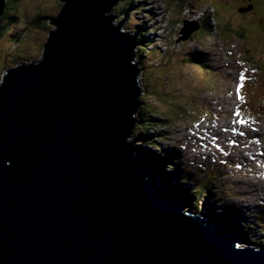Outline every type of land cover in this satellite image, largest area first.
Returning <instances> with one entry per match:
<instances>
[{"label": "water", "instance_id": "obj_1", "mask_svg": "<svg viewBox=\"0 0 264 264\" xmlns=\"http://www.w3.org/2000/svg\"><path fill=\"white\" fill-rule=\"evenodd\" d=\"M59 2L41 59L0 85V264H264V247L144 171L129 141L138 43L111 15L119 0Z\"/></svg>", "mask_w": 264, "mask_h": 264}, {"label": "rangeland", "instance_id": "obj_2", "mask_svg": "<svg viewBox=\"0 0 264 264\" xmlns=\"http://www.w3.org/2000/svg\"><path fill=\"white\" fill-rule=\"evenodd\" d=\"M7 1L13 5L12 0ZM16 1L19 12L16 11L13 14L15 17L12 16L13 20L9 22L10 28L3 32L0 38V85L5 75L3 73L7 69L15 68L18 64L26 65L30 61L41 59L43 53L42 45L46 43V39L49 37L48 33L54 31L55 27L48 23L49 20L37 27L28 24L29 18L34 17L37 13L54 18L62 5L58 0ZM235 1L237 0H232L233 4H237ZM260 1L249 0L254 7L248 14L235 13L234 11L236 10L232 8L231 12L228 11V16H220L218 18L214 16L215 14L211 9L207 13L203 12L204 14L196 13L198 11L196 9L207 10L206 6L209 1L205 3L197 1L194 3L190 0L193 8L183 10L178 17L176 7L173 6V13L169 12L171 15L169 20H167V17L164 18V15H162L159 1L132 0L131 5L136 8L141 7L143 12L132 10L130 23L128 22V17L127 20L125 18L122 28L135 32V27L139 25L138 23L144 22L145 27L147 24V36L143 40L147 43L153 42L147 50L144 49L146 50V53H144L146 54L144 64L142 65L143 62L138 63L140 71L138 80L143 77V81L139 83L140 88L144 87V90L148 88L149 90L156 89L153 91L154 94H163L164 97L166 95L165 102L167 104L186 102V120L182 118L177 121L173 120L176 117H181L183 113H178L177 116L167 113L166 118L170 120L168 122L170 124H166L168 127L164 128L165 130L161 132L157 127H148L147 130L148 137L146 139L157 140L158 144L156 146L159 148L153 149L147 145L146 149H149L150 153L152 152L151 155L154 153V155L163 157L159 159L161 165L168 163L165 159L171 160L169 164L173 166L172 169H163L167 173L175 174V176L172 175L175 177L174 180H171L168 184L185 179V181L192 184L188 185L189 188H198L201 189L199 191L206 192L207 196L201 198L202 203L198 200V204L201 206L198 211L192 208L193 204L197 202V198L194 197L195 194L191 193L181 197L188 199L187 208L200 215V217L208 221L210 218L205 216L202 210H205V207L211 208L215 213L214 216L220 221L235 223L238 229L250 237V241H257L261 245V241L264 238L262 232L264 230V59L263 56H255V60H252L256 65L262 67L263 71L258 70L255 65L251 66L249 64L251 66L249 72L246 70L243 73V70L237 65L238 61L236 63V60L248 57V52L257 51L256 43H261L263 40L264 28H260L258 24L261 22L256 19L260 13L264 15V0H262L263 4L261 3V5L258 3ZM222 3L227 4L224 1ZM247 4L249 5V3ZM243 5H246L245 1L239 2L237 9ZM246 11L248 12L249 9H246ZM156 12L159 17L157 16L155 20L149 17L157 15ZM18 13L20 15H17ZM24 15L27 19L20 21V18ZM121 17L122 19L124 18L123 15ZM146 17L152 20L153 25ZM203 17L210 20L211 28L207 27L209 29L208 33L206 29H200V25H195V29L190 33L191 36L184 39V33L189 29H193V23L197 24V21H200ZM121 20L118 21L117 19V23ZM14 21L17 24L14 25ZM170 22L172 23L170 24ZM223 22L232 23L233 26H239L243 22L242 25L249 26L246 28L249 30L248 33L244 35L247 40L232 37L230 32L228 33L231 38L229 35L223 37L222 33L225 34L226 32L219 28V23L223 24ZM21 24H26L28 30H26V25H23V27L25 26L24 29ZM151 28L152 30H150ZM153 28H155V34H153ZM183 28L185 30L182 32ZM217 29L221 30L220 34L217 33ZM192 38L195 39L192 40L193 42L190 41ZM228 47L233 53L232 57L235 58V61L232 60V57H229L231 60H227L224 57ZM195 52L201 53L203 57L201 66H208L209 70L205 69L203 71L201 67L197 66L200 64L195 65L188 60L190 54H195ZM135 62L138 61L135 60ZM226 63H229V66L235 69V72L232 73V69L227 70L225 67ZM238 73L247 75L248 80L247 84H245L248 89L247 94L242 93L244 92L242 85L239 87L242 98L246 95L241 104L242 110H240L238 98L236 101L232 96L230 101L226 97L220 98L222 95L219 96L217 93L229 84H231L233 89L234 84L237 82L236 78L239 76ZM210 74H214L218 80L220 76L225 74L231 76L222 77L220 87L219 81L217 82L211 78ZM212 90L219 91L208 92ZM145 95V92L142 91L141 98H145ZM153 97V95H150L148 100H144L145 104L155 106L157 99ZM160 100L163 99L160 98ZM161 106L162 104L159 105V108ZM199 109L201 113L198 112ZM235 112H238L237 115ZM202 113L206 116L198 119ZM239 115H242L246 120L241 119ZM153 116L154 118L156 117L157 124L164 122L161 119V115L158 116L159 118L156 114ZM249 120L251 122H248ZM211 121H213L212 124ZM238 121H243L244 123L241 124ZM192 122L204 123L210 129L203 127L194 132L195 134L193 133L194 140L201 137L198 147L195 145L197 148L192 149L197 150L199 148L202 153L200 154L203 157L202 162V157L197 158L196 161L197 164H202L199 169L193 168L194 160L193 155L190 153L192 143L185 138L189 132L187 129L192 127ZM173 123L175 125H171ZM256 125H259V130L256 129ZM156 132L161 133L157 134L158 138L154 136ZM160 136H164L161 139L162 141L158 140ZM234 136H236L235 140H231L229 144L228 140ZM139 140V138L135 137V133L132 132L129 141L131 143L135 141L134 146L139 147ZM143 163L145 165L144 171L149 176L157 178L159 185L165 191L169 185L165 184L161 178L159 179L158 175L160 172H158V175L156 173L151 175L153 165H148L146 158L143 159ZM203 168H206V170L203 171ZM193 171L200 174L205 173L206 175H195ZM181 175L184 177H181ZM203 187L205 188L203 189ZM216 196L217 199L215 198ZM259 202H262V205H258ZM216 224L219 225L218 223Z\"/></svg>", "mask_w": 264, "mask_h": 264}, {"label": "trees", "instance_id": "obj_3", "mask_svg": "<svg viewBox=\"0 0 264 264\" xmlns=\"http://www.w3.org/2000/svg\"><path fill=\"white\" fill-rule=\"evenodd\" d=\"M12 1H13V5H12V3H9L7 0H5V8L3 10V13L0 15V38H1L2 34H3V32H5L6 30H8L10 28L9 22L11 20H13L12 16L15 17L13 14L16 11L19 12L18 5H17V1L16 0H12ZM197 1H200L201 3H205L206 1L207 2L209 1L208 5L206 6L207 10L202 9V8L200 10L199 9H196V10H198L197 12L195 11L197 14H199V12L201 14L203 12L204 13H207V12H209V9H211L213 11V13L215 14L214 16H216L218 18L220 16H228V11L231 12V10H233V9L236 10V11H234L235 13L237 12L239 14V12H241V13L248 14L249 12H251V10H253V7H254L253 4L251 2H249V0L248 1H246V0H239V1L237 0V1H235V3H237L238 5H239V2H243V1L246 2V5H243L242 7L238 8V9H237V6L238 5L237 4H233L234 1L232 2V0H192V2H194V3L197 2ZM223 1L224 2H227V4L222 3ZM131 3H132V0H119V2L117 3V5L111 11V15L114 16V17H117L116 18V22H117V19H118V21L122 19V17H121L122 15H123L124 19L126 18V20H127V17H128V22H129V20H130V13H131L132 10H138V11L140 10V12H143V10H141V7H139V8L133 7L131 5ZM247 3H249V5ZM258 3L261 5L262 0L260 2H258ZM160 4H163V10H164V14H165L164 15V18L167 17V20H169V17L171 15L170 13H173V9H172L173 6L176 7V10H177V13H178V17L183 12V10L193 8V4L190 2V0H173V1L172 0H160ZM187 6H189V7H187ZM61 8H62V5H61L58 13L61 11ZM246 9H249V11L247 12ZM177 13H176V15H177ZM17 15H20V13H18ZM260 15L256 19L259 22H261V23L260 24L257 23V24L260 25V28H264V15H262L261 13H260ZM29 17H30V15H29ZM52 18L53 17H49L47 15H44L43 16V15H41V14L39 15L37 13L34 17L29 18L28 24H32L33 26L40 27V25L42 23H45V21L47 22L48 20H52ZM154 18H155V16H154ZM154 18L152 17L153 20H155ZM26 19L27 18L24 15V16H22L20 18V21H23V20H26ZM216 21H217V18H216ZM209 22H210V20H208L207 18H204V17H203V19L201 21H197V23H199V25L201 26L200 29L201 28L206 29L207 30V33L209 31L208 28H211V25H210ZM119 23H121V26H123V22H119ZM171 23L172 22H170V24ZM226 23H224V22H223V24L219 23V28L222 31H225L226 32L225 34L222 33L223 34V37L226 36V35H229L228 32H230V33H232V35H231L232 37H237V38H240V39L243 38V40L244 39L247 40L246 39V36H244V35H246L248 33L249 30H247L246 28L249 27V26L242 25L243 22L241 24H239V26H233L232 23H227V24ZM15 24H17V23H15V21H14V25ZM138 24L139 25L137 27H135V32H132V31L130 32L128 29L126 30V29H123V28H122V31L124 33H128V34H130L132 36L135 35V38H136L135 40L139 44V46L137 44V47L135 49V52H137L135 54V58L136 59L135 58L134 59L136 61H138L137 63H142L143 62L142 63V65H143L144 62L146 61V54H144V53H146V50L148 49L149 45L151 43H153V42L147 43V42H145L143 40L147 36V24H146V27L144 26V22H142V23L140 22ZM23 25H26V24H21L22 27H23ZM23 28L25 29V26ZM154 29L155 28H153V30ZM26 30H28L27 25H26ZM150 30H152V28ZM221 30H218L217 33L220 34L221 33L220 32ZM263 33H264V31H263ZM153 34H155V30L153 31ZM229 37H230V35H229ZM262 38H263V40H262L261 43H256L257 51L254 50V51L248 52V57H245V59L244 58L241 59L243 61V68L246 69L248 72H249V69H250V67L252 65H255L258 70L263 71L262 67L256 65L253 62L255 60V58H254L255 56L256 57L257 56L258 57H262L263 56V59H264V35L262 36ZM192 40H195V39L194 38L190 39L191 42H193ZM201 41H203V40H201ZM166 46H167V43H166ZM144 49H146V50H144ZM202 58L203 57L201 56V53L200 52H195V54H190V56L188 57V60L190 62H192L193 64H195V65L200 64V65H197V66L201 67V69L203 71H205V69L206 70H209L210 68L208 66H205L206 68L203 65L201 66V64L203 63ZM198 70H199V68H198ZM142 78L143 77L140 78V81L141 82L143 81ZM245 78H247V75L245 76ZM243 83H244V81H243ZM155 90L156 89L149 90V88L144 90V87L142 88V91L145 92L146 95L144 96L145 98H141L142 96L140 97L141 107H140V109H139V111L137 113V116L135 117V125L136 126L134 127L133 132L135 133V137L137 139L138 138L140 139L139 140L140 143L138 145L139 147H137L138 152H139V157H141L142 159H145L146 158V160H148V165H150V166L153 165L152 168H151V175H153L155 173L158 175V172H160V174L158 175L159 178H161L165 184L166 183L168 184V182L171 181L172 175H175V174H170V172L167 173L166 170H163V169H168V170L169 169H172L173 166L171 164H169L170 163L169 161H171V160L170 159H165V160L168 161V163H165L164 165H161L160 162H159V159H162L163 157H160L159 155L158 156L157 155H154V153H153V155H154L153 156V155H151L152 152L150 153L149 152V149H146V146L147 145H149V148H153V149L154 148H157V149L159 148L158 146H156V144H158L157 143V140H148V139H146L148 137L147 130H148V127H152V128L157 127V129L161 130V132L163 130H165L166 127H168L166 124H170V123H168L170 120L166 118L167 113H171L172 115H175V116H177L178 113H183V115L181 117H176L173 120L174 121H177V120H179L181 118L183 120H186V115L185 114L187 112V108H186V102L168 103L167 104L165 102V99L167 98L166 95L164 97L163 94H159V95H158V93L157 94H154L153 91H155ZM150 95H153L154 96L153 98L154 99H157L156 100L157 102L155 103V106L149 105V104H145V102H144V100H148V97ZM160 98H162L163 100H160ZM159 102H160V104H162V106L160 108H159V105H160ZM169 104H171V105H169ZM163 107H166V108L163 109ZM242 109H243V107L240 108V110H242ZM198 112L201 113L200 110H198ZM155 114L157 115V117L159 115H161V119L164 122H160V123L157 124L156 119H155L156 117L154 118V116H153ZM240 117H241V119H244L242 115H240ZM244 120H246V119H244ZM158 121H160V119H158ZM165 121H166V123H165ZM171 125H175V124L173 123ZM170 128H171V126H170ZM157 134H161V133L160 132L154 133V136H156L158 138V135ZM149 137H151V136H149ZM163 137L164 136H160V138L158 140L162 141L161 139H163ZM182 148H184V147H182ZM180 150H182V149H180ZM177 156L179 157V155H177ZM201 165L202 164H200V168H201ZM205 170H206V168H203V171H205ZM194 174L197 175V174H200V173L199 172H195ZM202 174H205V173H202ZM202 174H200V175H202ZM190 184L191 183L185 181V179H183V180L180 179L178 181V183L175 182L173 184L172 183L171 184H168L169 186H168L167 189H168V191L170 193L178 194L180 196H186L187 194L190 195L191 193L195 194L194 197L197 198V202H195L193 204L192 208L195 211H198L200 209V207H201L198 204V200H199L200 203H202L201 202V198L202 197H206L207 196V193L206 192H203V191H199L201 189H198L197 187H196L197 189L189 188L188 185H190ZM204 188L205 187H203V189ZM206 188H208V187H206ZM215 198L217 199V196ZM204 209L205 210H203V212H204V214L207 217H209L210 219H212L214 222L216 221L215 223H218L219 225L222 224L221 227H225L227 229V233L229 235L233 236L238 241L242 242L245 245L246 244H250L253 247H255V246H263V244H264V238H263L264 235L262 237L263 238L262 239L263 241H261V245L257 241H254V240L250 241L249 240L250 237L245 232H243L240 229H238L235 223L232 224L231 221H220L217 217L214 216L215 213L211 210V208L205 207ZM262 232L264 234V230Z\"/></svg>", "mask_w": 264, "mask_h": 264}, {"label": "bare ground", "instance_id": "obj_4", "mask_svg": "<svg viewBox=\"0 0 264 264\" xmlns=\"http://www.w3.org/2000/svg\"><path fill=\"white\" fill-rule=\"evenodd\" d=\"M147 18V17H146ZM152 18V17H151ZM163 19V18H162ZM197 19V18H196ZM200 19V18H199ZM147 20L149 21V22H151L152 20L150 19V18H147ZM202 20V18L200 19V21ZM49 22V21H48ZM152 23V22H151ZM194 24V28H195V25L197 26L198 25V23L196 24V23H193ZM152 25H153V23H152ZM202 32V31H201ZM154 37V36H153ZM153 41V40H152ZM150 52V51H149ZM200 55V54H199ZM18 66H20L19 64H18ZM182 148V147H181ZM193 148H197L195 145H191V149H193ZM135 153H136V155H138L139 156V152H138V149H137V147H135ZM143 163V162H142ZM143 165H144V163H143ZM145 166V165H144ZM151 177V176H150ZM160 179V178H159ZM160 184V183H159ZM162 187V186H161ZM161 190L163 191V192H165L164 191V189L163 188H161ZM181 197V196H180ZM182 198V197H181ZM204 216V215H203ZM206 216V215H205ZM204 216V217H205ZM208 221H212L211 219H208ZM216 224V223H215ZM222 225V224H221ZM262 247H264V246H262Z\"/></svg>", "mask_w": 264, "mask_h": 264}, {"label": "snow or ice", "instance_id": "obj_5", "mask_svg": "<svg viewBox=\"0 0 264 264\" xmlns=\"http://www.w3.org/2000/svg\"><path fill=\"white\" fill-rule=\"evenodd\" d=\"M240 79H241V80L244 79L243 73L240 74ZM238 89H239V86H238ZM238 89H237V91H238ZM237 98H238V99L240 98L239 95H237ZM238 123L243 124L244 122H243V121H238ZM241 134H242V133H241Z\"/></svg>", "mask_w": 264, "mask_h": 264}, {"label": "clouds", "instance_id": "obj_6", "mask_svg": "<svg viewBox=\"0 0 264 264\" xmlns=\"http://www.w3.org/2000/svg\"><path fill=\"white\" fill-rule=\"evenodd\" d=\"M47 40V39H46ZM44 45V44H43ZM43 45H42V48H43ZM43 54V53H42ZM36 60H40V59H36ZM31 62V61H30ZM5 73V72H4ZM4 73H3V75H4ZM4 77V76H3Z\"/></svg>", "mask_w": 264, "mask_h": 264}, {"label": "flooded vegetation", "instance_id": "obj_7", "mask_svg": "<svg viewBox=\"0 0 264 264\" xmlns=\"http://www.w3.org/2000/svg\"><path fill=\"white\" fill-rule=\"evenodd\" d=\"M198 25H199V23H198Z\"/></svg>", "mask_w": 264, "mask_h": 264}]
</instances>
